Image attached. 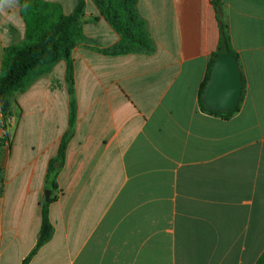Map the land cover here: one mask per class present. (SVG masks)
<instances>
[{"label":"crops","instance_id":"1","mask_svg":"<svg viewBox=\"0 0 264 264\" xmlns=\"http://www.w3.org/2000/svg\"><path fill=\"white\" fill-rule=\"evenodd\" d=\"M51 14L77 0H44ZM247 81L230 120L201 110L220 42L211 0H139L155 49L121 36L86 0L72 48L76 131L50 206L52 239L29 264H256L264 251V0H222ZM18 0L0 4L5 51L25 43ZM64 60L17 93L0 145V264H22L42 225L49 161L69 129ZM6 133L0 121V137Z\"/></svg>","mask_w":264,"mask_h":264},{"label":"trees","instance_id":"2","mask_svg":"<svg viewBox=\"0 0 264 264\" xmlns=\"http://www.w3.org/2000/svg\"><path fill=\"white\" fill-rule=\"evenodd\" d=\"M99 9L109 25L121 36V43L112 49L113 54L134 52H152L154 41L148 30L146 20L140 14L139 0H91ZM22 7V17L27 25L26 41L19 46L6 49L0 77V117L6 130L5 137H0V145L10 143L9 119L12 115L11 105L14 96L27 90L40 76L50 72L54 62L64 60L67 65L66 82L70 95L69 129L64 134L59 151L48 164L45 178V189L52 192L49 201L42 206V225L36 247L22 264H29L38 251L45 246L54 235V226L50 219V206L58 200L54 195L59 190L58 179L66 164L67 150L76 131L77 99L74 76L73 46L83 40V18L86 12V0H77V5L70 15L62 12L51 14L54 6L44 0H18ZM218 15L220 27V42L217 51L212 55L204 81L199 91L201 110L211 115L230 120L241 110L247 81L240 63L244 91L239 106L233 112H214L203 102V95L211 76L216 58L220 55H235L240 57L232 45L229 23L224 15L222 0H211ZM256 264H264V251Z\"/></svg>","mask_w":264,"mask_h":264},{"label":"water","instance_id":"3","mask_svg":"<svg viewBox=\"0 0 264 264\" xmlns=\"http://www.w3.org/2000/svg\"><path fill=\"white\" fill-rule=\"evenodd\" d=\"M244 91L240 62L235 55H220L216 58L206 86L203 102L214 112H233L237 109ZM52 192L45 190V201Z\"/></svg>","mask_w":264,"mask_h":264},{"label":"clouds","instance_id":"4","mask_svg":"<svg viewBox=\"0 0 264 264\" xmlns=\"http://www.w3.org/2000/svg\"><path fill=\"white\" fill-rule=\"evenodd\" d=\"M5 2V0H0V4H3Z\"/></svg>","mask_w":264,"mask_h":264},{"label":"built area","instance_id":"5","mask_svg":"<svg viewBox=\"0 0 264 264\" xmlns=\"http://www.w3.org/2000/svg\"><path fill=\"white\" fill-rule=\"evenodd\" d=\"M6 135L4 134L2 137H5ZM5 144H9V141H7Z\"/></svg>","mask_w":264,"mask_h":264},{"label":"rangeland","instance_id":"6","mask_svg":"<svg viewBox=\"0 0 264 264\" xmlns=\"http://www.w3.org/2000/svg\"><path fill=\"white\" fill-rule=\"evenodd\" d=\"M0 121H1V117H0ZM2 122V121H1Z\"/></svg>","mask_w":264,"mask_h":264}]
</instances>
